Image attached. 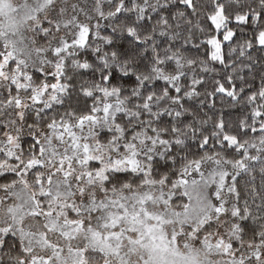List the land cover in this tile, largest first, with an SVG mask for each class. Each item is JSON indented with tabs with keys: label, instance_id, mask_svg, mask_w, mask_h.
Wrapping results in <instances>:
<instances>
[{
	"label": "snow or ice",
	"instance_id": "6c2138e0",
	"mask_svg": "<svg viewBox=\"0 0 264 264\" xmlns=\"http://www.w3.org/2000/svg\"><path fill=\"white\" fill-rule=\"evenodd\" d=\"M0 264H264V0H0Z\"/></svg>",
	"mask_w": 264,
	"mask_h": 264
}]
</instances>
